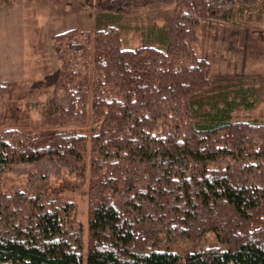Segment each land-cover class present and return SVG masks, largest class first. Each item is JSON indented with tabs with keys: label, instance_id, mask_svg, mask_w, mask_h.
<instances>
[{
	"label": "trees",
	"instance_id": "1",
	"mask_svg": "<svg viewBox=\"0 0 264 264\" xmlns=\"http://www.w3.org/2000/svg\"><path fill=\"white\" fill-rule=\"evenodd\" d=\"M254 3L96 0L102 18L171 5L173 19L132 49L103 21L53 35L47 134L1 130L16 98L0 80V264H264V123L231 120L246 91H222L195 53L204 20ZM67 170L89 173L86 251L75 203L51 189Z\"/></svg>",
	"mask_w": 264,
	"mask_h": 264
},
{
	"label": "rangeland",
	"instance_id": "2",
	"mask_svg": "<svg viewBox=\"0 0 264 264\" xmlns=\"http://www.w3.org/2000/svg\"><path fill=\"white\" fill-rule=\"evenodd\" d=\"M95 2L0 0V80L15 81L16 98L1 130L15 127L27 134L50 132L45 106L57 71L51 42L53 35L78 28L84 37L91 36L103 21V26L113 24L119 28L123 47L132 49L154 45L148 39L149 33L153 29L165 33L173 19L174 6L171 5H152L142 7L130 16L108 15L101 19L96 15ZM240 8L243 13H238L232 22L204 20L199 26L195 53L209 63L211 79L218 80L216 83L222 91H246L245 101L230 114L231 120L260 125L264 123V0H258L252 7ZM160 37L159 34L156 36ZM82 130L89 134V130ZM21 178L8 174L4 186L24 189L26 183ZM50 181L54 192L75 203L76 222L83 227L86 251L90 216L89 173L79 177L67 170ZM220 219L228 218L222 216ZM212 240L209 237L207 245Z\"/></svg>",
	"mask_w": 264,
	"mask_h": 264
},
{
	"label": "crops",
	"instance_id": "3",
	"mask_svg": "<svg viewBox=\"0 0 264 264\" xmlns=\"http://www.w3.org/2000/svg\"><path fill=\"white\" fill-rule=\"evenodd\" d=\"M96 15H99L98 17H101L100 14H99V12ZM101 19H102V17H101Z\"/></svg>",
	"mask_w": 264,
	"mask_h": 264
}]
</instances>
